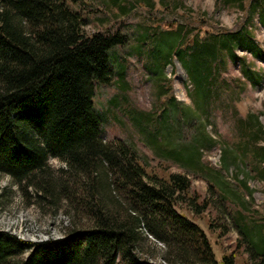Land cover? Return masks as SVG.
Segmentation results:
<instances>
[{"label": "trees", "instance_id": "obj_1", "mask_svg": "<svg viewBox=\"0 0 264 264\" xmlns=\"http://www.w3.org/2000/svg\"><path fill=\"white\" fill-rule=\"evenodd\" d=\"M110 1L127 10L119 0ZM261 20L264 24V13ZM85 22L67 0H0V172L32 188L36 204H46L53 213L62 208L70 217L58 238L31 241L0 229V264H234V253L218 260L204 230L177 211L178 203L195 214L211 205L190 193L187 173L165 166L148 169L125 140L103 137L94 86L111 82L110 51L127 37L119 31L86 32ZM188 34L180 25L143 35L155 46L154 68L176 57L185 70L192 100L185 109L188 118L221 91L240 92L234 85L226 90L228 62L239 63L234 80L242 79L241 88L261 84L264 75L237 53L264 61L248 21L234 30ZM167 35L171 39L161 50L157 44ZM168 101L177 106L173 97ZM238 127L240 153L264 181V126L249 112L238 119ZM214 142L213 134L203 130L186 153L172 149L166 154L183 169L199 162L203 143ZM50 157L65 166L52 169ZM243 217L238 209L234 223L249 258L264 261V232L255 237Z\"/></svg>", "mask_w": 264, "mask_h": 264}, {"label": "rangeland", "instance_id": "obj_2", "mask_svg": "<svg viewBox=\"0 0 264 264\" xmlns=\"http://www.w3.org/2000/svg\"><path fill=\"white\" fill-rule=\"evenodd\" d=\"M119 1L126 4L125 12L110 0H67L85 18L86 32L119 31L127 37L124 45L110 51L111 82H95L94 86V105L102 113L103 137L125 140L148 169L159 170L160 166H165L168 171L188 174L190 193L198 194L199 199L206 197L211 205L201 214H195L183 203H178L176 209L204 230L218 260L223 254L234 253V264H264L261 257L249 258L246 242L234 223L240 209L244 215L242 222L248 223L255 237L264 232V181L251 171L248 157L241 155L238 146L243 140L238 119L254 113L264 126V77L256 87L246 84L241 88L242 79L234 80L239 76V63L228 62L225 75L231 79L228 82L231 85L226 90H233L234 85L240 92L221 91V95L197 112L195 118H188L185 109L192 106V100L185 70L176 57L154 68L155 46L143 39L144 33L180 25L190 38L193 33L234 30L248 21L254 38L264 49L261 20L264 0H242V6L223 0ZM169 39L168 35L161 37L157 44L159 49L165 50ZM237 53L264 75V61L242 50ZM161 71L159 80L157 75ZM169 97L174 98L177 106L168 101ZM203 130L212 133L215 142L201 145L198 163L180 168L166 151L178 149L186 153L194 137ZM226 145L230 148L225 152L221 147ZM224 154L227 167L222 162ZM229 154L233 158H228ZM48 164L55 170L65 166L52 157ZM219 189L225 197L220 196ZM35 200L32 188L24 189L8 174L0 172V229L31 241L61 237L70 223L68 214L62 208L53 213L46 204L40 206Z\"/></svg>", "mask_w": 264, "mask_h": 264}]
</instances>
